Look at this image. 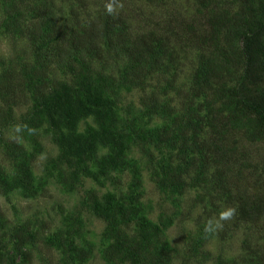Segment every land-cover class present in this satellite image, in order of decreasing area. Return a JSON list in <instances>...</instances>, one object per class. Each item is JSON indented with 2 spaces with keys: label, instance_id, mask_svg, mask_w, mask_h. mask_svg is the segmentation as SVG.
Masks as SVG:
<instances>
[{
  "label": "trees",
  "instance_id": "1",
  "mask_svg": "<svg viewBox=\"0 0 264 264\" xmlns=\"http://www.w3.org/2000/svg\"><path fill=\"white\" fill-rule=\"evenodd\" d=\"M108 2L6 0L5 27L28 42L33 60L19 75L11 71L0 75V125L8 122L7 109L25 106L21 121L29 129L44 126L53 134L69 177L95 157L98 147L106 148L100 157L102 167L115 169L124 163L125 142L132 138L117 127L107 95L118 87L144 89L155 76L169 72V64L179 54V60L189 62L192 53L183 117L174 130L160 127L148 137L135 134L136 139L157 149L174 148L175 158L182 164L191 149L185 142L189 134L190 145L201 161L216 167V184L218 178H224L234 190L231 229L247 224L264 234V191L246 184L243 174L249 164L233 137L238 134L246 142L262 143L264 168V0H192L190 14L163 11L157 18L151 9L130 0H116V12L109 15L105 10ZM92 62L98 66H91ZM109 65L119 66L114 77L106 72ZM53 68L67 74L68 82L50 79L47 73ZM196 98L200 102L191 112L187 105ZM141 105L148 115L164 112L152 93L142 96ZM86 118L91 124L76 131L77 122ZM201 133L204 137L199 144L195 140ZM7 153L18 175L8 181L0 172V192L30 188L31 175L21 146L12 143ZM186 170V165H159L154 174L157 187L182 194L187 189L183 181ZM88 199L94 214L108 227L112 239L105 249L108 258L127 264H170L159 230L138 217V210L124 198L114 202L107 194L102 202L93 196ZM132 200L136 202L135 197ZM130 224L132 232L127 233ZM13 234L14 250L23 262L28 254L23 246L30 235L20 228ZM259 250L258 246L250 248L240 264H264ZM72 252L79 260L86 258L81 249ZM0 264L21 263L0 254Z\"/></svg>",
  "mask_w": 264,
  "mask_h": 264
},
{
  "label": "rangeland",
  "instance_id": "2",
  "mask_svg": "<svg viewBox=\"0 0 264 264\" xmlns=\"http://www.w3.org/2000/svg\"><path fill=\"white\" fill-rule=\"evenodd\" d=\"M130 1L143 9H151L154 18L163 11L187 15L194 8L192 0ZM6 7V0H0V75L4 71L19 75L31 66L32 47L5 27L8 23ZM180 57L181 54L169 64V72L155 76L144 89L118 87L107 95L117 127L132 138V141L125 142L124 163L115 169L102 167L100 157L106 153V148L98 147L95 157L86 160L69 177L65 163L59 160L53 134L44 126L27 128L21 121L25 106H11L6 110L10 116L7 123L0 125V172L8 181L18 175L15 162L7 157L10 145L15 143L24 152L31 183L28 189L11 188L0 192V254L4 259L13 256V262L21 264H127L105 254L112 239L106 222L94 214L88 199L93 196L97 202H102L109 194L114 197V202L124 198L126 204L130 203L138 210V217L159 230L158 238L166 243L170 264H240L247 257V251L257 246L261 249L257 253L264 260V234L247 224H239L232 230L234 216L223 221V227L214 233L205 234L207 220L218 219V214L227 208L235 209L234 190L224 178L217 177L219 182L216 184L213 177L216 167L209 161H201L197 150L190 145L192 137L189 134L185 142L191 149L182 164H178L174 148L157 149L136 139L135 134L141 132L148 137L160 127L174 130L177 121L183 117L188 71L194 56L189 54V62L179 60ZM91 66L97 67L98 64L92 62ZM106 72L114 77L119 66H110ZM47 75L50 79L69 80L67 74L56 68ZM149 93L163 105L164 112L148 115L141 105V98ZM198 102L200 98L187 105L191 112ZM201 113L199 111L197 115ZM89 122V118L80 119L76 131L85 130L86 125L91 124ZM203 137L201 133L195 142L200 144ZM233 137L249 164L243 174L247 177L246 184L264 191L263 144L246 142L238 134ZM167 163L173 168L174 165H186L183 181L187 189L182 194L157 187L154 174L158 173L159 165ZM190 178L194 179L193 183ZM199 178L205 181L195 182ZM16 228L23 229L31 238L23 246L28 253L23 262L21 255L14 250L13 232ZM132 228L130 224L125 231L131 233ZM72 249L85 251L86 258L79 260Z\"/></svg>",
  "mask_w": 264,
  "mask_h": 264
},
{
  "label": "clouds",
  "instance_id": "3",
  "mask_svg": "<svg viewBox=\"0 0 264 264\" xmlns=\"http://www.w3.org/2000/svg\"><path fill=\"white\" fill-rule=\"evenodd\" d=\"M116 0H109L108 3L105 4V10L109 15H114L116 12V8L114 7ZM235 214L234 208H227L224 211L218 214V219H209L205 222L204 232L205 234L214 233L218 229L223 227L222 222L231 219Z\"/></svg>",
  "mask_w": 264,
  "mask_h": 264
}]
</instances>
